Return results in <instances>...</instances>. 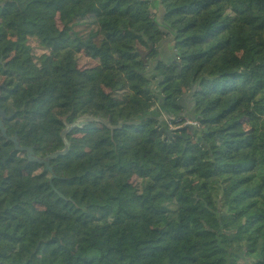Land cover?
<instances>
[{
  "label": "trees",
  "instance_id": "trees-1",
  "mask_svg": "<svg viewBox=\"0 0 264 264\" xmlns=\"http://www.w3.org/2000/svg\"><path fill=\"white\" fill-rule=\"evenodd\" d=\"M0 42V264H264V0H0Z\"/></svg>",
  "mask_w": 264,
  "mask_h": 264
},
{
  "label": "rangeland",
  "instance_id": "rangeland-1",
  "mask_svg": "<svg viewBox=\"0 0 264 264\" xmlns=\"http://www.w3.org/2000/svg\"><path fill=\"white\" fill-rule=\"evenodd\" d=\"M59 28H60V26H59ZM168 41H166L165 43H163V45H161V46H163L162 47V51H164L165 53H169L170 45H166L168 43ZM29 45H30V48H31V53H32V56L34 58V61H36L37 58H41V56H43V55L47 56L50 53L49 50L46 51V50L41 49L37 45L36 41L33 40V39L29 40ZM164 56L166 57L165 58L166 60L169 59L168 55H164ZM76 60H77L78 68H80V69L93 68V67H95L97 65L96 61H93L90 58L86 57V55L82 51L80 53L76 54ZM182 104L185 107H189L190 106V103H189V101L187 99L182 100ZM183 126H184V123H183ZM173 128L176 129L177 127L173 126ZM25 159L26 158L24 157V154L18 153V155L16 157V160H15V165L17 167H19V168H22L25 165ZM132 183L136 184V185L139 184L138 180H136V179H133Z\"/></svg>",
  "mask_w": 264,
  "mask_h": 264
},
{
  "label": "flooded vegetation",
  "instance_id": "flooded-vegetation-1",
  "mask_svg": "<svg viewBox=\"0 0 264 264\" xmlns=\"http://www.w3.org/2000/svg\"><path fill=\"white\" fill-rule=\"evenodd\" d=\"M6 44V43H4ZM2 43L0 42V46ZM6 48L0 47V146H6Z\"/></svg>",
  "mask_w": 264,
  "mask_h": 264
},
{
  "label": "water",
  "instance_id": "water-1",
  "mask_svg": "<svg viewBox=\"0 0 264 264\" xmlns=\"http://www.w3.org/2000/svg\"><path fill=\"white\" fill-rule=\"evenodd\" d=\"M6 119H7V116H6ZM8 140H11L15 143V150L16 151H20V152H23V151H26L27 152V159L28 160H33L35 162H39L41 164H44L46 165V169L48 171H51V168L47 166V160H50V159H53V158H56L58 155H61L63 152H60V153H54L53 155L49 156L48 158H46L45 160H38L36 159L33 154H32V151L31 149H24V148H21L16 140V138H9Z\"/></svg>",
  "mask_w": 264,
  "mask_h": 264
},
{
  "label": "built area",
  "instance_id": "built-area-1",
  "mask_svg": "<svg viewBox=\"0 0 264 264\" xmlns=\"http://www.w3.org/2000/svg\"><path fill=\"white\" fill-rule=\"evenodd\" d=\"M184 126L198 127V124L195 121L186 119L184 122Z\"/></svg>",
  "mask_w": 264,
  "mask_h": 264
}]
</instances>
